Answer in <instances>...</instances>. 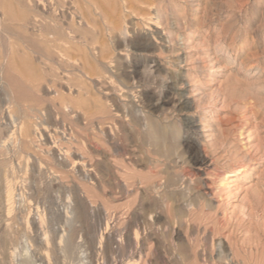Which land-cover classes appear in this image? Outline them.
I'll use <instances>...</instances> for the list:
<instances>
[{
	"label": "rangeland",
	"instance_id": "374dc122",
	"mask_svg": "<svg viewBox=\"0 0 264 264\" xmlns=\"http://www.w3.org/2000/svg\"><path fill=\"white\" fill-rule=\"evenodd\" d=\"M157 9H161V13H164L163 16H167L164 19L157 20ZM105 24H107V27ZM156 26L160 30L164 28L171 30L179 40L174 42V45L177 46L168 48V46L160 44L163 38L156 37L157 39L153 42L154 51H150L153 58L146 61L143 59L147 53L144 51L142 34L144 32H150L151 29H156ZM103 28H105L103 29V36L99 40L100 44H103V85L107 86H103V113L100 115V118L103 120V130L108 132L112 130L114 131V135H116L110 141L111 143L106 140V136L104 135L103 138L101 136H95L91 126L84 127L83 125L75 124L71 115L64 113L59 100L55 101L58 109L57 116L59 118L54 114L55 117L51 119L49 112L46 111L49 105V96H46L45 88L41 90L36 89L35 92H31L21 82L18 83L17 88L15 87L11 90L8 97V92L3 89L2 81H0L2 84L0 85L2 88H0V124L5 126L1 127L0 125V189L2 187L0 194L3 191L2 182L4 178V171L1 168L5 164H8L7 167L10 169L11 167L12 169L14 168V171H17L19 176H23L25 171L28 170L29 172L27 171L26 176L29 177L32 171L31 162L29 164L25 159L20 162L19 152H17V141L12 139L10 143L8 142L9 144H6L8 157L5 153L7 150H4L5 147L2 146L3 138H7L12 134L11 131L14 130L13 124L6 119L7 114H3L6 109L4 107L5 97L13 100L19 98L25 99V105L27 107L29 106L43 111L39 117L40 120L42 119V122L39 119L36 120L39 124V131H41H38V133L41 134L37 133L32 135L29 139L31 142L33 141L32 144L38 153H45L52 146L51 142L55 141L54 139H57V145L58 143L60 146L62 145L61 147H63L62 149L64 151H66L65 147L70 146L73 151L81 152L80 154L90 156L89 158H97L94 154L90 153L92 151L91 149H93L92 146L97 144L103 149V163L98 169L92 171L93 176L96 174L97 180L95 181V185L92 182V184L85 182L75 172L61 173L59 176L61 180L63 179L62 182L64 184L70 183L73 186L77 185L76 187L82 196L81 203H76L77 200L75 202L74 189L49 187L48 180L51 178L50 172L44 177L37 176L35 183L32 182L30 184L28 181L30 187L26 188V192L33 195L34 190L38 189L40 190V197L35 196V198L31 196L26 204L23 203L26 209L23 208L21 203L16 202L13 213L15 216L12 214L11 219L7 223L14 226L16 230H20L18 231V242H20L19 239L25 240V238H21L20 233L22 236L25 233L27 241L30 239L32 242H29L31 244L27 243L29 246L24 240H21L20 244L17 242V246H21H18L17 252L11 258L10 253L14 249L7 245L5 246V244L3 245L0 240V264L3 262L5 264H82V262H79L81 254H85L84 260H87L86 262H89L88 264H128L132 259V262L135 261L136 264H158L159 262V264H163L157 252L159 248L160 250L162 249V244L164 248L162 249L163 251L161 250V257H164L166 264H175L180 260V252L186 246L184 244L188 243L189 235L186 229L188 228L186 221H188L190 226H197L196 228L199 227L200 232H203L205 226L209 223V217H211V220L217 217L218 220L220 219L219 221H222L223 225H225L224 223L229 225L224 231L225 237L231 236L233 230L235 232L234 234H236L234 235L236 237H234V240L239 243L238 245L245 241L247 234V237L252 235V242L253 240L256 241L258 234L262 243L259 246L260 251L264 253V0H103ZM242 40H244L245 44H242ZM118 58H121V64L119 62L122 68L121 70H117L116 66H114L116 65L114 61ZM152 60L157 61L156 65L158 66ZM66 63L64 62V65H59V71L63 75H70L72 71L71 64ZM165 78L168 79L166 80ZM23 79L24 81L26 80V78ZM220 81H223L221 86ZM128 82L130 83L128 84ZM176 82H181L180 84L183 87L181 91L188 97V105L190 108L187 111L189 114L187 111H184L181 114L169 116L167 113L170 105L167 106L168 104L165 102L164 90L168 89L167 87L169 85L176 84ZM92 94L89 95L90 98H98L96 94ZM53 96L55 97L54 99L58 98L56 94H53ZM65 100L72 102V96L65 93ZM80 103L81 105L78 106L86 107L84 103ZM82 107H79V110L83 111ZM183 113H187L185 115L188 116L200 117L197 126L191 127L183 121ZM56 117L61 121L56 122ZM148 118L150 120L149 122H147ZM204 119H216L217 122L214 123L223 129L221 131L222 134L224 133V136H221L217 146L210 147L208 141L205 140L207 138L203 136L204 132L199 123H203ZM53 121L55 122L53 123ZM61 122L62 124H60ZM40 123L42 126H40ZM147 124L149 125L147 126ZM5 128L9 130L6 131ZM60 131H62L61 134H59ZM70 131L71 134L69 133ZM242 131H244L243 136L240 135ZM85 132L91 133L92 140L90 143L81 145L83 141L80 139V136ZM72 134L76 135V140L79 142L71 138ZM59 135L60 137L64 135V137L62 136L58 140L56 137H59ZM60 139L63 140L61 141ZM66 140L69 142L65 143ZM105 140L106 142H104ZM186 143L192 145V147L195 146V148H204L210 159H214L217 156L218 160L210 166L207 171L208 173L206 171L202 173V181L205 180L204 182L212 186L206 192L209 193L208 198L211 202H214L213 210L211 212L205 210L203 215L201 212H198V214L183 218L182 212L178 211V208H181V204H179L181 199L178 195L173 196V189L179 186L178 182L177 186L174 185L176 184L174 181L176 179L178 181L174 171L176 169L177 171H182L185 168L184 166H176L170 163V161L179 152L186 153L188 151V145L186 147ZM237 148L238 152L235 153L234 150ZM122 150L128 154V158L121 156L124 154ZM173 152L176 153L173 154ZM105 155L111 161L106 162ZM236 157H238V160ZM16 165L17 167L20 165L21 169L18 167L17 170L15 168ZM237 165L246 166V175H241L234 186L231 185L230 188L223 190L219 184L222 173L231 172ZM168 166L171 170H169L170 168L168 169ZM165 167L168 169L167 171L164 170L166 169ZM114 177H117L118 184L114 181ZM76 181L80 183H75ZM136 182L140 183L137 184ZM136 185L142 187L140 188ZM143 188L147 191L145 190L144 192L142 190ZM211 190L213 191L210 192ZM214 190L216 191L214 192ZM89 197L90 199H87ZM170 199H174L176 204L172 203L173 200ZM253 201H256V205ZM69 202H73L72 204L75 205L72 209L66 207V205H69ZM253 203L254 210L250 209ZM38 204L42 207H39ZM64 206L66 208L63 209L62 207ZM38 207L41 212L44 209L46 215V221L43 224L44 227L42 226L41 228L43 229H40L42 231L45 229V232L48 231L47 243L42 241L44 231L42 232L38 229L37 234H35L36 229L31 225H29L31 227L24 225L26 220L31 216L30 212L33 211L32 215L36 214L34 212H37ZM55 211H59V214ZM20 217H24V219ZM204 220L206 221L202 222ZM241 220H243L241 224L245 227H238L239 221ZM3 223L5 222H1L0 219V224L3 225ZM20 223L22 225H19ZM233 225L234 227L236 225L238 228L232 227ZM251 226H254V228ZM177 229L182 230L183 233H181V236L176 233L178 231ZM169 235L172 236L170 237ZM199 235L194 238L193 251L200 249L199 243H202L200 242L202 241V233H199ZM37 237H40L42 240L40 238L37 239ZM225 237L222 236L221 240L223 239V243L225 242L228 246ZM218 241L216 239V244H218ZM43 242L46 244H40ZM51 242L52 244H50ZM67 245H70L68 252L70 255L67 253V255L64 254L65 252L63 251V248ZM197 246H199L198 249ZM251 246L255 252V243ZM51 248L52 250H50ZM217 249L216 253H218ZM229 254L232 258L231 251ZM176 264H183L182 259ZM185 264H194V261L188 260Z\"/></svg>",
	"mask_w": 264,
	"mask_h": 264
},
{
	"label": "bare ground",
	"instance_id": "6f19581e",
	"mask_svg": "<svg viewBox=\"0 0 264 264\" xmlns=\"http://www.w3.org/2000/svg\"><path fill=\"white\" fill-rule=\"evenodd\" d=\"M153 14H155V13H153ZM163 14L161 13V9H157V15H158L157 16L158 17L157 20L164 19L167 16V15L166 16H163ZM178 19H180V18H178ZM157 20H155V21H157ZM106 22H107V20H106ZM105 25L107 27V24H105ZM155 28L156 29H154V30L151 29L150 32H144L142 34L144 51L147 53V54H145V56L143 57V59H145L146 61H148V60H150V59L153 58L152 57V54H150V51H152V52L154 51L153 42L157 39L156 37L163 38V40H161V43L160 44H164V45L168 46V48L169 47H172V46L174 48L175 46H177V45H174V42H177L179 40L178 37L176 35H174V33L171 30H168V29H165V28L162 29V30H160L159 27H157V26ZM103 29H105V28H103V0H0V74H1L0 81H2L3 89L8 92V97L10 95L9 93L11 92V90L13 88H15L17 85H19L18 83H21V82H23L25 84L24 86L27 87V89L30 90L31 92H35L36 89L41 90V89H44L45 88L46 89V96H49V99H48L49 100L48 101L49 105H48L46 111L49 112V117L51 119H53V117H55L54 114H56V116L58 115V112H57L58 109L56 107V102L55 101L56 100H59L61 102L60 104L62 106V109L64 110V113H66L67 115H71L72 120L74 119V123L75 124H77V125H83L84 127L91 126L92 130L95 133V136H101L103 138V135H104V136H106L105 137L106 140L110 142L116 135H114V133H113L114 131H112V130H109L110 132L103 130V122H102L103 120H102V118H100V115L103 113V86H105V85H103V44H100V40H99L103 36ZM254 35H256V34H254ZM101 41H103V40H101ZM156 42L158 43V41H156ZM242 44H245L244 40H242ZM238 47H237V49H239ZM138 50H139V48H138ZM138 50H137V52H138ZM145 52H143V53H145ZM120 60H121V58H118L117 60L115 59V61H114V63H116V65H114V66H116V69L117 70H121L122 69L121 68V65H119ZM152 61H154V60H152ZM64 62H67V63L71 64L70 67H71V70L72 71L70 72V75H67V74H64L63 75V73L59 71V69H60V66L59 65H64ZM156 62L157 61H154L155 65H156ZM110 64H111V62H110ZM120 64H121V62H120ZM111 65H113V64H111ZM156 66H158V65H156ZM122 67H123V64H122ZM158 70H159V68H158ZM229 76H230V74H229ZM23 78H26V80L24 81ZM131 79H133V78H131ZM165 79L167 80L168 78H165ZM220 82H221L220 83V86H221L222 83H223V81H220ZM129 83L130 82H128V84ZM180 83L179 82H176V84H174L172 86L169 85V87H167L168 89L164 90L165 91L164 92V95L166 97V101L165 102L168 104L167 106L170 105V108H169L168 113H167V115H169V116L170 115L171 116L172 115L175 116L176 114H181L182 112L187 111L188 108H190L189 105H188V97H187V95H185L181 91L183 87H182V84H180ZM2 84L0 83V85H2ZM131 85L134 87L133 84H131ZM112 88H113V86H112ZM116 88H118V87H116ZM219 90H221V89H219ZM65 93L68 94L69 96H72V102H69V101H66L65 100ZM92 93L93 94H96L98 96V98H96V99L95 98L94 99L90 98L89 95L92 94ZM53 94H56L58 98L57 99H54L55 97L53 96ZM5 95H7V94H5ZM5 98H6V101H4V104H5L4 107H6V109L3 108V109H5V113H3V114H7V116L5 115L6 116V119H8L10 121V123L13 124L14 130L11 131L12 134L9 135L7 138H3V141H2V144L3 145L2 146L5 147L4 150H7L6 149V146H7L6 144L8 142L10 143V141L12 139H14L15 141H17L16 142L18 144V151L17 152H19V156H20V159H21L20 162H22L23 159H25L26 161H28V163L31 162V168H32V171H31V174H30L29 177L26 176L28 170L25 171V173H24L23 176H19V174L17 173V171H14L15 170L14 168L12 169L11 165H9L11 167V169L9 167H7L8 164H5L6 166L3 164L4 166H3V168H1L2 171H4V178H3V182H2L3 191L0 194V219H1V222L4 221L5 223H3V225L0 224V240L3 243V245L5 244V246L7 245V246L11 247L12 249H14V250H12L13 252L11 251L12 253H10L11 258H12V257H14V254L17 252V249L21 246V245L20 246L18 245L19 247L17 246L18 234H19L18 231H20V230H18V229L16 230L14 228V226H12L10 223H7V221L11 219V216L14 213L15 206H16L15 205L16 202L21 203L22 206H23V203L26 204V202H28V199H30L31 196H33V197H35V196L36 197H40V192H39L40 190H38V189H35L34 190L33 195L32 194H28L26 192V188L27 187L28 188L30 187V185H28V181L30 182V184H32V182L35 183V180H36L37 176L38 177H40V176L41 177H44L45 175H47L50 172V174H51L50 177L51 178H49V180H48V186L49 187H52V188L53 187H62V188H65V189H70V190H73L74 189L75 190V192H74L75 202L77 200L76 203H79V202L81 203L82 202V196L79 193L78 188L76 187L77 185L76 186H73L72 184L67 183V182H66L67 184H64L62 182L63 179L61 180V178L59 176H60L61 173L62 174H66L67 172H70V173L71 172H75V173L79 174L81 176L82 180H84L85 182H90V183L92 182L95 185V183H96L95 181L97 180L96 179V174H95V176H93L94 174L92 173V171L98 169L99 166L103 163V149L101 148L100 145H97V144L95 146H92L93 149H91L92 151L90 150L91 151L90 153L94 154L95 157H97V158H89L90 156L88 157V156H86L84 154H80L81 152L79 153V152L73 151L70 146L67 147V148L65 147L66 151H64L62 149L63 147H61L62 145L60 146L59 143L57 145V139L52 138V139L55 140V141H52L51 142L52 146L48 145L50 147H49L48 150L46 149L47 150L46 152L44 151L45 153H43V154L41 152H40L41 154L38 153V151L35 150L34 145L32 144L33 141L31 142L29 139L31 138L32 135H35V134L38 133V131H39L40 128H38L39 127V124L36 122V120L39 119V117H40V115H42V112L43 111H41L39 109H36V108L29 107V106L27 107L25 105V102H26L25 99H20L19 98V99L13 100L11 98H8V99H7V97H5ZM107 98H109V97H107ZM153 99H155V98H153ZM80 102L84 103V105H86V107L83 108L82 106H78V105H81ZM105 102H107V101H105ZM163 106H166V105H163ZM79 107H82L83 108V111L79 110L80 109ZM165 110H166V108H165ZM183 114H184L183 115L184 116V120L183 121H185L186 123H188V125H190L191 127H196L197 126L200 117L185 115L187 113H183ZM188 114H189V112H188ZM145 115H147V114H145ZM1 116H2V114H1ZM169 116H167V117H169ZM57 117H56V122L61 121V120L58 119L59 117L58 118ZM179 120H180V118H179ZM215 120L216 119H212V120L211 119H204L203 120L204 121L203 123H201V122L199 123L201 125V127H202L201 128L202 131L204 132V135L203 136H205L207 138L205 140L208 141V144H209L210 147L217 146L218 143H219V139L221 138V136H224L223 135L224 133L222 134L223 129L220 128L221 126L218 127V125L214 123V122H217V120L216 121ZM149 121L150 120L148 118L147 119V122H149ZM54 122L55 121H53V123ZM57 124L59 125V123H57ZM60 124H62V122ZM139 124H140V122H139ZM45 125H47V124H45ZM116 125H118V124H116ZM148 125L149 124H147V126ZM2 126L5 127L4 125H1V127ZM40 126H42L41 123H40ZM63 126H64V124H63ZM106 127H110V126H106ZM140 127H141V125H140ZM42 128H44V127H42ZM61 128H62V126H61ZM66 128H65V130H66ZM5 130L8 131L9 129H6L5 128ZM43 130H45V129H43ZM45 131H47V130H45ZM62 131H60L59 134H61ZM39 132H41V131H39ZM64 132H66V131H64ZM159 132H160V130H159ZM243 132L244 131L240 132V135L241 136H243ZM248 132H250V131H248ZM69 133L71 134V131ZM38 134H41V133H38ZM51 134H48V135H51ZM79 134H81V133L79 132ZM90 134L85 132L84 134H82L80 136V139L83 141L81 143V145L82 144H85V143L87 144V143H90L91 142L92 136ZM44 135H43V137H44ZM62 136L64 137V135H61V137ZM75 136L76 135L72 134V137L71 138H73L74 140H76V137ZM61 137L59 135V137H56V138H58V140H59V138H61ZM60 140L62 141L63 139H60ZM106 140L104 142H106ZM50 141H51V139H50ZM76 141H78V140H76ZM68 142L69 141L66 140L65 143H68ZM163 142H164V140H163ZM102 144H103V142H102ZM183 144H184V142H183ZM39 145H41V144H39ZM46 145H45V147L47 148ZM71 145H72V143H71ZM185 145H186V147L188 145V147H187L188 151L186 153L179 152L178 154H176V156H174L175 158H173L170 161V163H173L176 166H184V168H185L182 171H180V170L177 171V169H176V171L173 170L174 173L176 174V177L178 178V181H176L177 179L176 180L173 179V180L176 181V182L174 181V183H176L174 185L177 186V184L179 183V186H177L176 189H173V196L178 195L180 197V199H181V202H179V204H181V208L180 209L178 207L177 208H178V211L179 212H182L183 218L184 217H189L190 215L198 214V212H201V214L203 215L204 212H205V210H207L208 212H211L213 210V208H214L213 207V203L214 202L213 203L211 202V200L208 198L209 193L206 192L207 189H210V186L211 185L209 183H207V182H204L205 180L202 181V176H203L202 173L205 172V171H206V173H208L207 171L209 170L210 166H212L213 164H215L217 162V160H218V157L217 156H216L217 158L214 157V159H210L209 156H208V154H207V152H206V150L204 148L203 149H199L197 147L195 148V146L192 147V145H189L188 143H186ZM80 148H81V146H80ZM179 148H180V146H179ZM39 150H41V149H39ZM84 151H85V148H84ZM122 151H120V152H122ZM7 152H8V150L5 152L6 153V156L8 154ZM176 152H173V154L176 153ZM234 152L237 153L238 152V148L235 149ZM123 153H124V151H123ZM119 155H121V154H119ZM212 155H210V156H212ZM121 156L128 158L127 157L128 154H126V153L122 154ZM104 157H105V161L106 162H109L110 159L108 160V158H107L106 155ZM129 157H131V156H129ZM110 158H112V157H110ZM236 158L238 160V157H236ZM141 159H143V158H141ZM16 161H17V157H16ZM26 161H24V162H26ZM117 161H119V160L117 159ZM144 161H145V158H144ZM20 162H19V164L21 165ZM15 164H16V162H15ZM135 164H137V163H135ZM20 165L18 167H20ZM149 165H151V164H149ZM18 167L16 165L15 168L17 169ZM7 168H9V169H7ZM169 168L170 167L168 166V169ZM20 169H21V167H20ZM168 169L166 168L164 170L167 171ZM169 170H171V168ZM113 172H114V170H113ZM246 172L247 171H246V166L245 165H237V167L236 168H233V170L231 172L222 173V175L220 177V181H219L220 188H223V190H224L226 188H230L231 185L234 186L236 184L237 180H239V178L241 177V175H243V176L246 175ZM114 179L113 180L118 184L117 177L116 178L114 177ZM114 181L112 182L113 184H114ZM142 181H140V182H142ZM140 182H138V183H140ZM75 183H78L79 184L80 182H77L76 181ZM174 185H172V186H174ZM83 186H85V185H83ZM136 186L137 187H140L138 185H136ZM144 188L142 190H144V192H145L146 189H144ZM168 188H170V187H168ZM174 188H175V186H174ZM218 188H219V186H218ZM1 189H2V187H1ZM164 189H166V188H164ZM129 190H130V188H129ZM212 191L213 190H211L210 192H212ZM215 191L216 190H214V192ZM218 193H220V192H218ZM41 194H43V193L41 192ZM135 195H136V193H135ZM143 197H145V196H143ZM87 199H90V197L87 198ZM177 199H179V198H177ZM170 200H173V202L172 201L171 202L172 203H175L174 202V199H170ZM37 201H36V204H37ZM46 201H47V199H46ZM253 202H255V205H256V201H253ZM72 203L69 202V205L68 206L66 204L65 205H66L67 208H71L72 209V207L75 206ZM258 203H260V202H258ZM39 205L40 204H38V206ZM18 206L20 207V205H18ZM61 206H63V205H61ZM19 207H17V208H19ZM39 207H42V206H39ZM39 207L37 209V212H34L36 214L32 215L33 214L32 213L33 211L30 212L31 213V216L28 218V220H26V223L24 224L25 226L26 225H28V226L31 225L34 229H36L35 234H37L36 233L37 230L40 229L43 226V224L45 223V221H46V217H45L46 215L44 213V209L41 212L39 210ZM51 207H52V205H51ZM66 207L64 206L62 208L64 209ZM23 208H25V207L23 206ZM103 209H105V208H103ZM250 209H253L254 210V203H253L252 206H250ZM68 211H70V210H68ZM58 212H56V213H58ZM66 213H67V211H66ZM29 215H27V216H29ZM51 217H52V215H51ZM20 218H23L24 219V217H20ZM25 218H27V217H25ZM14 219H15V217H14ZM187 220H189V219L187 218ZM194 220H196V219H194ZM208 220H209V223H208L207 226H205V228L203 227L204 228L203 232L202 231L200 232L199 227L198 228H196L197 226L196 227H194V226L192 227V226L189 225L188 221H186L187 224H188L187 225L188 228H186L187 229V232H188V235H189L188 241H187L188 243L187 244L186 243L184 244L186 246H184V248L180 252L181 254L179 256V259L180 260L182 259L183 264H185V262L188 261V260H193L194 261V264L195 263L196 264H264V253L260 251V247L259 246H261L262 243H261V241H260V239L258 237V234H257V237L255 236L256 237V241L253 240V242L251 240V236L252 235L247 237V235H248L247 234L245 241L242 242V244L238 245L239 243L235 242V240H234L236 238L234 235H236V234H234L235 232L233 230H232V235L231 236L229 235L228 237H225V232L224 231L228 228L229 225H227L226 223H224L225 225H223L222 224V221H219L220 219L218 220L217 217L214 218L213 220H211V217H209ZM208 220H207V222H208ZM180 221H181V219H180ZM191 221H192V218H191ZM205 221L206 220H204L202 222H205ZM242 221L243 220L239 221L238 227L244 226V225L241 224ZM168 222H170V221H168ZM186 222H185V224H186ZM195 224H193V225H195ZM19 225H22V224L20 223ZM46 225H47V223H46ZM31 226H29V227H31ZM170 226H172V225H170ZM232 227H234V225ZM235 227H236V225H235ZM238 227H236V228H238ZM251 227L254 228V226H251ZM41 229H43V228H41ZM184 229H185V226H184ZM166 231H168V230H166ZM28 232H30V230H28ZM42 232H41V234H42ZM47 232L44 231V234L42 235V236H44L43 237V240L40 238V237H42L41 235H40V237H37V239L40 238L42 241H44V242L47 243V241H48V234H47ZM255 232H257V231H255ZM176 233L179 236H181V233H183V232H182V230L181 231L178 230ZM199 233H202V235H201L202 241H200L202 243L201 244L199 243L200 249H198L199 246H197V249L198 250L197 251H193V248H194V245L193 244L195 243L194 242L195 241L194 238H196V236L199 235ZM247 233H249V232L247 231ZM20 235H21V238L22 237L25 238V240L24 239H19L20 242H21V240L22 241L24 240V242H26V244L29 243V242H32L30 239H29V241H27V237H26L25 233H23V236H22L21 233H20ZM154 235H156V234H154ZM182 235H184V234H182ZM222 236H224L227 239L226 242H228V246L226 245L225 242L223 243V241H222L223 239L221 240ZM19 238H20V236H19ZM216 239L219 240L218 241V244H216L217 243L216 242ZM20 242H18V244H20ZM44 242L43 243H40V244H46ZM253 243H255V246H254L255 249H256L255 252H254V248L251 246ZM29 244H31V243H29ZM50 244H52V242ZM15 246H17V247H15ZM73 247H72V249H73ZM69 248H70V245L69 246L67 245V246H65L63 248V251L65 252L64 254H66V253L69 254L68 253L69 252ZM163 248L164 247H163V244H162V249ZM166 248H168V247L166 246ZM216 248H218L217 249L218 250V253H216ZM229 248H230V250H229ZM50 250H52V248ZM161 250L159 248V250L158 251L156 250V251L158 252L160 258L162 259V263L164 264L165 263V260H164V257H161L162 256L161 255ZM230 251L232 252V258L230 257V254H229ZM8 252H10V251H8ZM215 254H217V255H215ZM84 255L85 254H83V255L81 254L80 255L81 257L79 259V262H82V264H88L89 262H86L87 260H84L85 259V256ZM8 256H9V254H8ZM17 257H19V256L17 255ZM86 257H87V255H86ZM2 258H4V257H2ZM9 259H10V256H9ZM132 260L129 261L128 264H136L135 261L132 262ZM180 260H178V261H180ZM168 261H169V259H168ZM178 261L176 263H178ZM156 262H158V261H156ZM3 263L5 264V262H3Z\"/></svg>",
	"mask_w": 264,
	"mask_h": 264
}]
</instances>
